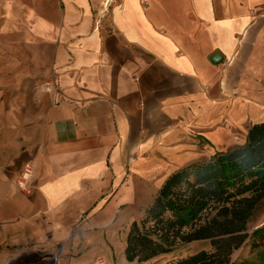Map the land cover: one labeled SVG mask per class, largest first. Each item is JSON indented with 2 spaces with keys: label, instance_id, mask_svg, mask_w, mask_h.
<instances>
[{
  "label": "crops",
  "instance_id": "crops-1",
  "mask_svg": "<svg viewBox=\"0 0 264 264\" xmlns=\"http://www.w3.org/2000/svg\"><path fill=\"white\" fill-rule=\"evenodd\" d=\"M262 121L264 0H0V264H134L166 178Z\"/></svg>",
  "mask_w": 264,
  "mask_h": 264
},
{
  "label": "trees",
  "instance_id": "trees-1",
  "mask_svg": "<svg viewBox=\"0 0 264 264\" xmlns=\"http://www.w3.org/2000/svg\"><path fill=\"white\" fill-rule=\"evenodd\" d=\"M264 200V121L245 141L171 173L140 221L131 223L125 257L140 264L171 253L179 244L208 247L169 264H233L249 238L248 222ZM255 233H264V225Z\"/></svg>",
  "mask_w": 264,
  "mask_h": 264
},
{
  "label": "rangeland",
  "instance_id": "rangeland-1",
  "mask_svg": "<svg viewBox=\"0 0 264 264\" xmlns=\"http://www.w3.org/2000/svg\"><path fill=\"white\" fill-rule=\"evenodd\" d=\"M111 7L112 6L109 8ZM263 225L264 200L257 206L248 222L247 230L249 233V238L238 250L232 254L231 261L233 264H264V233H255V231L261 228ZM202 245L203 244L196 242L190 244H179L171 253L161 255L150 260V264H169L179 258L204 249Z\"/></svg>",
  "mask_w": 264,
  "mask_h": 264
},
{
  "label": "built area",
  "instance_id": "built-area-1",
  "mask_svg": "<svg viewBox=\"0 0 264 264\" xmlns=\"http://www.w3.org/2000/svg\"><path fill=\"white\" fill-rule=\"evenodd\" d=\"M44 88L48 92H52L53 89H56V85L54 79L49 78L44 83ZM34 167L31 163H27L23 166L21 172L18 174L17 183L19 186H25L33 177ZM93 264H105L104 259L99 257L97 258Z\"/></svg>",
  "mask_w": 264,
  "mask_h": 264
},
{
  "label": "water",
  "instance_id": "water-1",
  "mask_svg": "<svg viewBox=\"0 0 264 264\" xmlns=\"http://www.w3.org/2000/svg\"><path fill=\"white\" fill-rule=\"evenodd\" d=\"M212 59H213V61H215V62L219 61V59H220L219 54H214L213 57H212Z\"/></svg>",
  "mask_w": 264,
  "mask_h": 264
}]
</instances>
